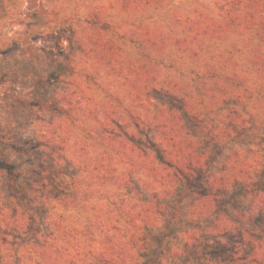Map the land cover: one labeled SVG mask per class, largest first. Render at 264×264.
Masks as SVG:
<instances>
[{
  "label": "trees",
  "instance_id": "obj_1",
  "mask_svg": "<svg viewBox=\"0 0 264 264\" xmlns=\"http://www.w3.org/2000/svg\"><path fill=\"white\" fill-rule=\"evenodd\" d=\"M115 2V8L124 13L121 32L112 17L105 18L103 7L76 20L94 31L91 37L96 35L86 44L92 61L114 77L123 78V107L128 116L114 120L107 118V110H101L108 114L97 120L98 126H78L72 95H61L59 102L40 103L66 117V124L59 122L57 130L50 129L47 144L43 145L49 146L53 138L58 140L54 153L69 151L76 145L78 172L82 170L83 179L91 187L90 192L83 188L81 193L104 197L109 194L103 190L113 189L116 192L112 196L120 195L117 203L109 202L114 208L112 217L108 215L110 210L104 211L100 205V213L81 220L78 249L76 254L67 253V264H169L164 261L170 239L177 241L182 231L186 233L180 245L183 252L191 251L200 240L188 227L185 231L176 229L187 217L189 226H199L200 217L208 220L209 235L221 243L204 264H264V163L253 164L247 154L237 150L214 163L208 150H200L194 136L186 133L184 122L189 115L193 121L208 119V114L223 117L215 118L221 125L213 127L214 132L202 120L196 124L204 137L211 139L209 143L225 145L237 138L236 130L246 111L240 110L243 97L236 91L234 105L227 103L224 87L241 89L249 98L255 95L264 99V0H213L212 9L199 0ZM191 3L194 8L185 12L184 6ZM13 9L6 0H0V21ZM67 27L62 24L57 31L75 34L74 24ZM109 31L115 40H123L124 60L118 57L119 47L103 39ZM186 63L192 64L187 74L181 71ZM183 74L190 77L192 88L201 97L198 110L186 108L182 95L185 88L174 76ZM59 81H63L61 71L55 69L37 83L52 85ZM213 85L219 88L215 90ZM208 87L212 92L210 100H205L203 89ZM176 93L181 99L180 108L163 100L151 110L146 103L138 102L151 101L158 94L162 99L174 98ZM49 123L53 125V118ZM69 126L78 128L82 138L72 135ZM15 171L14 163L0 158V172L11 185L21 177ZM76 177L71 174L73 183ZM238 194L243 202L235 201ZM65 195L57 197L58 204L77 203L75 191ZM8 209L0 211L1 243L5 234L20 235L33 228L32 217L25 212L19 214L17 208L8 214ZM60 249H55L48 264H63L66 258L59 261ZM0 258H4L0 264H15L6 259L1 245Z\"/></svg>",
  "mask_w": 264,
  "mask_h": 264
},
{
  "label": "rangeland",
  "instance_id": "obj_2",
  "mask_svg": "<svg viewBox=\"0 0 264 264\" xmlns=\"http://www.w3.org/2000/svg\"><path fill=\"white\" fill-rule=\"evenodd\" d=\"M6 2L8 7L14 6V11L9 12L6 19L0 21V158L14 163L16 175L21 174V177L11 185L6 180V175L0 172V211L9 208L8 214H12L17 208L19 214L25 212L33 218L30 223L33 228L20 235L19 232L12 236L5 234L3 237L6 242L2 243L0 236L1 250L6 259L15 264H48L49 257L55 256V249L61 247L59 255L62 257L59 261L64 257L66 259L62 263L67 264V253L76 254L78 249L76 241L79 239L81 220L90 214L100 213V205L104 206V211L110 210L108 215L112 217L114 208L109 202L117 203L120 195L112 196L116 192H112L113 189L103 190L109 194L104 197H86L81 193L83 188L90 192L91 187L86 179H83L82 170L78 172L76 145L69 151L61 149L56 153L53 148L57 147L58 140L53 138V141L49 140V146L43 145L47 144L46 135H49L50 129L53 127L57 130L56 124L59 122L66 124V117L40 106V103L48 100L59 102L61 95H72L76 100L74 118L79 119L78 126L87 123L95 124V128L98 126L97 120L106 118L108 113L110 114L107 118L114 120L128 116L123 107L126 102L122 96L123 78L121 75L114 77L106 68H101L92 61L86 44L95 40L96 35L91 37L94 31L76 20L79 17L83 19L85 14H95L99 11L98 8L103 7L105 18L112 17L119 24L117 31L121 32L124 30V13L115 8V0H36L35 4L33 0ZM199 2L208 9L213 8V0ZM194 6L192 3L187 4L183 10L190 12ZM72 19L74 21L70 22ZM62 24L65 27L74 24L75 34L58 32L57 28ZM111 32L105 34L103 39L114 42L120 50L119 59L124 60V42L111 37ZM191 65L184 64L181 71L187 74ZM55 69L61 71L62 82L52 85L37 83L42 76ZM183 75L174 76L185 88L182 95L187 102L186 108L198 110L200 105H197V102L201 97L192 88L194 85L191 84L190 77ZM218 88V85L214 86L215 90ZM203 90V98L210 100L212 90L209 87ZM235 91L243 97L239 102L240 110L246 111L240 128L236 130L238 136L235 141L225 145L209 143L211 139L204 137L200 125L196 123L202 120L208 123L214 132L213 127L221 125L215 118L223 117H214L212 114H208V119L195 118L196 121L191 120L194 118L192 115L187 116L188 120L184 121L187 126L185 131L194 136L200 150H208L214 163L233 150L247 154L253 164L254 161L264 163V99L255 95L249 98L241 89L224 87L223 93L229 97L227 103L231 106L237 98L234 96ZM115 96H119L118 101ZM179 97V93H176L174 98L162 99L158 94L152 97L151 101L138 102L146 103L151 110L163 100L170 106L180 108L182 104ZM91 110L95 113L92 114ZM101 110H107L108 113H101ZM51 118L52 126L49 123ZM68 130L78 139L82 138V132L75 126H69ZM91 136L96 138L97 135L92 133ZM64 146L67 148V144ZM94 147L98 149L97 146ZM64 172L67 175H64ZM71 174L77 176L75 183ZM70 190L75 191L77 203H68L67 206L58 204L57 197H65V193ZM239 196H236L235 201L240 199L239 201L243 202ZM129 203L131 204V201ZM225 208L233 211L231 205L225 204ZM188 219L189 217L182 218L184 223L176 229L185 231L189 228V231H195L199 242L191 251L183 252L180 245L185 242L187 234L182 231L179 240L170 239L168 242L169 251L164 262L204 264L211 258L210 253L221 246V243L213 238L215 236L209 235L208 220L200 217L199 226H189L185 221ZM208 237L210 238L206 239ZM7 242L9 243L6 244ZM194 256H198L197 260ZM3 259L0 258V262Z\"/></svg>",
  "mask_w": 264,
  "mask_h": 264
}]
</instances>
